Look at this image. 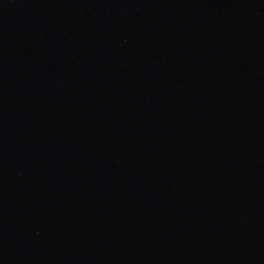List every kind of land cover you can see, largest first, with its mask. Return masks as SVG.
<instances>
[{
    "label": "water",
    "instance_id": "1",
    "mask_svg": "<svg viewBox=\"0 0 264 264\" xmlns=\"http://www.w3.org/2000/svg\"><path fill=\"white\" fill-rule=\"evenodd\" d=\"M0 264H264V0H0Z\"/></svg>",
    "mask_w": 264,
    "mask_h": 264
}]
</instances>
